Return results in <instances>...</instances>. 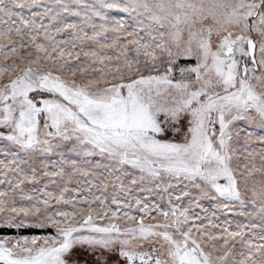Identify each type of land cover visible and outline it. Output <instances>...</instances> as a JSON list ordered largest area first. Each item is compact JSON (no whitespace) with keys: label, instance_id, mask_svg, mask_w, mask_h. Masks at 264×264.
<instances>
[{"label":"snow or ice","instance_id":"snow-or-ice-1","mask_svg":"<svg viewBox=\"0 0 264 264\" xmlns=\"http://www.w3.org/2000/svg\"><path fill=\"white\" fill-rule=\"evenodd\" d=\"M0 264H264V0H0Z\"/></svg>","mask_w":264,"mask_h":264}]
</instances>
